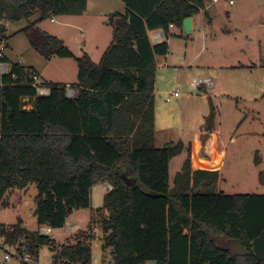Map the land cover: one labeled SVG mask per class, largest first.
Segmentation results:
<instances>
[{
    "label": "trees",
    "instance_id": "1",
    "mask_svg": "<svg viewBox=\"0 0 264 264\" xmlns=\"http://www.w3.org/2000/svg\"><path fill=\"white\" fill-rule=\"evenodd\" d=\"M122 1L125 13L112 16V41L100 62L77 59L75 97L66 96V84L54 83L44 86L48 96H37V74L0 56L10 66L0 75V207L13 189L33 184L37 225L56 230L73 211L89 208L95 184L107 182L112 189L97 216L101 248L111 250L113 264H264L252 246L264 232V195L217 193L219 174L193 170L189 148L170 186L169 162L183 144L154 145L155 57L165 56L168 47L152 46L148 32L168 33L170 25L181 30L183 19L202 12L210 0ZM85 2L0 0V23L25 20L22 31L32 49L46 59L71 58L37 23L80 15ZM24 99L33 100L32 109H24ZM90 237L63 247L53 264H90ZM229 240L241 241L246 254L222 249ZM47 241L20 222L0 226L1 249L35 257Z\"/></svg>",
    "mask_w": 264,
    "mask_h": 264
},
{
    "label": "rangeland",
    "instance_id": "2",
    "mask_svg": "<svg viewBox=\"0 0 264 264\" xmlns=\"http://www.w3.org/2000/svg\"><path fill=\"white\" fill-rule=\"evenodd\" d=\"M233 1V5L228 0L219 1L209 18L201 12L193 16L191 34L174 29L171 31L177 36L168 35L167 60L158 63L161 61L158 59V66L155 64L152 93L155 147L183 144L185 137L200 130L209 131L220 138L226 149L216 165L223 167L220 192L264 195V183H261L264 181V0ZM125 10L122 0H86L80 15H62L54 17V22L51 18L38 22L39 30L59 39L72 53L71 58L46 59L30 47L22 31L27 21H3L0 23L3 54L8 63H19L39 75L42 86L66 84L70 86V91L65 90L66 96L75 97L78 90L72 86L77 80V59L88 56L93 63L100 62L112 41L113 19L111 23L109 20L114 14L124 15ZM198 79L210 80L211 85L204 83L200 89L191 88L190 83ZM260 80L262 88L258 86ZM175 92L177 98L171 96ZM25 104L24 109H32L31 102ZM187 149L183 146L171 158L169 185L181 171ZM107 193L102 183L95 184L89 208L68 217L64 227L50 229L49 235L43 236L48 241L37 249L33 264H53L63 247L74 244L78 237L91 235L96 238L87 241L91 248L90 264H113L111 250L101 248L103 231L97 216ZM36 196L33 184L26 189H13L0 207V226L7 228L20 222L28 232L37 234L41 228H49L37 225L33 213ZM72 218L76 226L69 230L66 225ZM252 246L264 262V232ZM3 250L14 252L15 247L0 248V258ZM57 264L63 263L59 260Z\"/></svg>",
    "mask_w": 264,
    "mask_h": 264
},
{
    "label": "crops",
    "instance_id": "3",
    "mask_svg": "<svg viewBox=\"0 0 264 264\" xmlns=\"http://www.w3.org/2000/svg\"><path fill=\"white\" fill-rule=\"evenodd\" d=\"M219 1H221V0H210L209 4H207L206 8L201 12V14L204 15V17L209 18L211 13H212V8H214L215 4H217ZM230 1H232V3H230ZM228 3H229V5H233L234 1L228 0ZM193 29H194V19L192 17V31H193ZM157 31H161V30H157ZM181 31H182V29H181ZM161 32L164 34V37L167 40H168V35L170 37H173L176 35V34L174 35L172 33L171 29H169L168 33H164L163 31H161ZM174 33H176V32H174ZM198 53L193 57V59H195L198 56ZM168 55L169 54H166L165 56L155 57V64H157V66H158V63L166 61ZM158 59H160L161 61H159L157 63ZM160 65H159V67H161ZM164 66H162L161 68H163ZM37 76H39V75H37ZM198 80H200V79H198ZM261 83H262V80L259 81V85H258L259 88L263 87V85ZM201 86H197L198 89H200ZM191 88H196V87H191ZM24 102H33V100L28 101V99H24ZM154 145H155V136H154ZM183 146H184V149L190 148V153H191L190 154V163H191V167L193 168V170L202 169V170H208V171H216L219 174V179H218L217 184H216V192L219 193L220 192L219 185H220V181H221V173H222L223 167L221 166V164L216 166L217 165V158H219L220 156L223 158V155H225V153H226V149L224 148V144L222 143L220 138L216 137L214 134H211L209 131H207V133H206V131L204 132V131L200 130L199 133H194L193 135H191L189 137L188 136L185 137V140L183 142ZM197 163H199L200 165L197 166L198 165ZM104 184H105V182L102 183V186H104ZM170 186H172V185H170ZM79 211H82V210L73 211L69 217H74L75 215H77V213ZM72 219H73L72 221L75 222V219L74 218H72ZM92 238L95 239L96 236L93 235Z\"/></svg>",
    "mask_w": 264,
    "mask_h": 264
},
{
    "label": "built area",
    "instance_id": "4",
    "mask_svg": "<svg viewBox=\"0 0 264 264\" xmlns=\"http://www.w3.org/2000/svg\"><path fill=\"white\" fill-rule=\"evenodd\" d=\"M230 3H232V1H230ZM51 22H54V18L50 19ZM169 29L174 30L175 27L173 25L169 26ZM174 35L176 33H173ZM148 37L150 40V43L152 46H156V45H160L163 43H167V39L164 37V34L161 31H151L148 32ZM4 45L3 43L0 42V56H3V52H4ZM10 66L8 64L5 63H0V75H4L7 74L9 72ZM32 80H33V84L32 87L36 90V94L37 96H48L50 93L49 88H46L44 86H42L39 82H38V76L33 75L32 76ZM206 83L207 85H211V81L210 80H196L194 82H192L190 85L191 87H197V86H201L202 84ZM69 85H66V91H70L69 90ZM171 96L173 98H177V92L172 93ZM104 188L106 189V191H111L112 187L106 182L104 184ZM66 224V223H65ZM76 226V223L74 221L69 222L66 227L69 230H73ZM50 233V228H41L39 230V235L40 236H47ZM34 259L35 257L25 253V252H19L17 250H14V252H10V251H3V256L0 258V264H33L34 263Z\"/></svg>",
    "mask_w": 264,
    "mask_h": 264
},
{
    "label": "water",
    "instance_id": "5",
    "mask_svg": "<svg viewBox=\"0 0 264 264\" xmlns=\"http://www.w3.org/2000/svg\"><path fill=\"white\" fill-rule=\"evenodd\" d=\"M112 19H113V17L110 18L109 23L112 22ZM182 32L184 34H186V35L191 34V32H192V17H186V18L183 19V21H182ZM124 179H125V181H126V183L128 185H131V184L133 186L136 185V181L135 180H129V179H126L125 177H124ZM130 181H132V182H130ZM221 248L224 249V250L229 251V253L231 255H234V256H241V255H245L246 254V251H245L241 241H239V240L226 241L222 245Z\"/></svg>",
    "mask_w": 264,
    "mask_h": 264
}]
</instances>
